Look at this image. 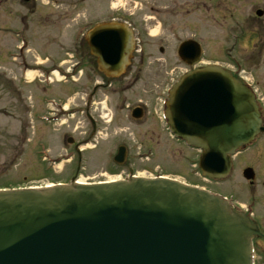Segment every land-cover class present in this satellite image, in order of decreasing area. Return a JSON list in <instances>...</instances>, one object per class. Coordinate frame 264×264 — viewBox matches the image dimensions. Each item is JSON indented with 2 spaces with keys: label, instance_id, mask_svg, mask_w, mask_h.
I'll list each match as a JSON object with an SVG mask.
<instances>
[{
  "label": "water",
  "instance_id": "95a60500",
  "mask_svg": "<svg viewBox=\"0 0 264 264\" xmlns=\"http://www.w3.org/2000/svg\"><path fill=\"white\" fill-rule=\"evenodd\" d=\"M88 40L101 70L120 76L131 32L104 24ZM167 107L172 134L204 151L211 178L228 174L230 156L261 128L253 95L218 68L184 76ZM126 158L120 147L114 161ZM256 234L218 197L168 179L0 191V264H252Z\"/></svg>",
  "mask_w": 264,
  "mask_h": 264
},
{
  "label": "rangeland",
  "instance_id": "374dc122",
  "mask_svg": "<svg viewBox=\"0 0 264 264\" xmlns=\"http://www.w3.org/2000/svg\"><path fill=\"white\" fill-rule=\"evenodd\" d=\"M35 1L40 3L38 10L22 0H0V188H40L72 180L94 184L125 178L131 171L139 177L152 176L158 169L167 178L213 190L212 180L203 178L199 170L200 152L174 139L162 120L172 82L167 76L166 81H158L157 98L141 90L140 95L130 94L124 104L120 92L108 89L91 99L92 83L102 81L73 52L72 42L80 35L81 41L90 27L135 17L150 0ZM24 23L32 25L30 39ZM55 35L59 38L52 43ZM21 39L22 47L27 43L22 51ZM22 58L26 68L39 67L34 76H21ZM52 70L57 71L44 75ZM50 75L54 83L48 85L44 78ZM144 86L143 79L139 89ZM139 101L148 105L152 117L134 122L128 109ZM42 115L49 119L39 120ZM121 146L127 148V159L118 166L113 159Z\"/></svg>",
  "mask_w": 264,
  "mask_h": 264
},
{
  "label": "flooded vegetation",
  "instance_id": "af4514ba",
  "mask_svg": "<svg viewBox=\"0 0 264 264\" xmlns=\"http://www.w3.org/2000/svg\"><path fill=\"white\" fill-rule=\"evenodd\" d=\"M148 4L135 17L100 22L123 25L132 32L133 50L120 76L105 75L93 54L88 36L100 23L90 27L81 41L80 35L77 42H72L73 52L102 81L92 83L88 96L94 99L99 90L111 89L121 93L124 104L130 94L140 95L141 90L157 98L158 81L163 78L166 81V76L172 81L168 96L177 82L172 79L174 74H182L179 80L184 74L205 70L208 66L223 68L253 90L261 112L262 129L232 157L229 174L211 181L214 188L210 191L257 226L258 234L252 240L254 264H264V0H150ZM26 5L38 10L40 3L31 0ZM24 26L29 28L25 23ZM58 38L55 35L50 41L57 43ZM182 46H186L183 60L179 56ZM143 79L145 86L139 89ZM128 110L132 119L135 112L140 113L141 119H133L134 122L152 117L148 105L141 101Z\"/></svg>",
  "mask_w": 264,
  "mask_h": 264
},
{
  "label": "bare ground",
  "instance_id": "6f19581e",
  "mask_svg": "<svg viewBox=\"0 0 264 264\" xmlns=\"http://www.w3.org/2000/svg\"><path fill=\"white\" fill-rule=\"evenodd\" d=\"M31 76H32V74L29 75V77H31ZM217 110H219V109H217ZM80 183H82V182H80Z\"/></svg>",
  "mask_w": 264,
  "mask_h": 264
}]
</instances>
